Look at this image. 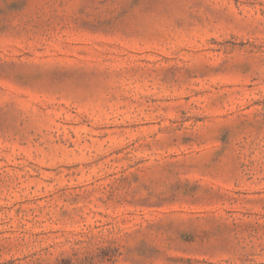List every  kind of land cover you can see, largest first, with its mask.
Instances as JSON below:
<instances>
[{"label":"rangeland","instance_id":"374dc122","mask_svg":"<svg viewBox=\"0 0 264 264\" xmlns=\"http://www.w3.org/2000/svg\"><path fill=\"white\" fill-rule=\"evenodd\" d=\"M0 264H264V0H0Z\"/></svg>","mask_w":264,"mask_h":264}]
</instances>
